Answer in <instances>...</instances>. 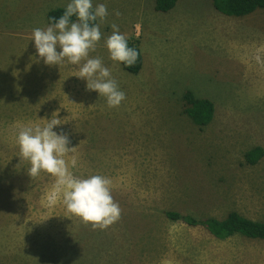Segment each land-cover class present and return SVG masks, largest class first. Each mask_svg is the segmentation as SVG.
<instances>
[{"label":"rangeland","instance_id":"obj_1","mask_svg":"<svg viewBox=\"0 0 264 264\" xmlns=\"http://www.w3.org/2000/svg\"><path fill=\"white\" fill-rule=\"evenodd\" d=\"M67 2L0 0V264H264V240H218L165 215L220 219L235 210L264 220V154L254 165L242 157L257 145L264 150V8L233 16L211 0H177L167 12L154 0H93L108 15L89 56L117 66L108 69L125 95L109 108L75 77L77 66L32 62V29ZM111 24L132 30L125 37L138 41L145 69L130 73L108 58ZM186 89L214 103L208 125L181 113ZM53 112L73 175L111 181L121 211L103 230L70 215L54 178H29V163L18 157L17 132L42 127Z\"/></svg>","mask_w":264,"mask_h":264},{"label":"clouds","instance_id":"obj_2","mask_svg":"<svg viewBox=\"0 0 264 264\" xmlns=\"http://www.w3.org/2000/svg\"><path fill=\"white\" fill-rule=\"evenodd\" d=\"M107 15L104 3L93 6V0H68L58 18L50 17L45 27L32 29L30 40L35 49L32 62L42 61L46 66L57 67L63 63L77 66L75 77L85 82L86 90L96 92L105 99L107 107L114 108L121 104L125 95L101 59L89 56L101 40L100 25ZM110 27L112 32L104 39L108 58L122 63L125 68L132 66L138 56L137 50L128 45L116 24ZM44 121L42 127L39 124L22 127L15 137L19 159L23 158L30 165L27 176L34 179L43 172L53 177L54 189L60 194L66 211L93 229H105L119 219L121 211L113 200L111 181L99 174L73 175L63 158L69 149L68 137L54 131V127L63 124L61 119L53 112ZM71 163L75 166L76 162Z\"/></svg>","mask_w":264,"mask_h":264},{"label":"trees","instance_id":"obj_3","mask_svg":"<svg viewBox=\"0 0 264 264\" xmlns=\"http://www.w3.org/2000/svg\"><path fill=\"white\" fill-rule=\"evenodd\" d=\"M177 0H154V8L160 12L171 10ZM216 10L226 15L243 16L264 8V0H211ZM65 7H55L46 13V21L50 17H59ZM74 19V17H73ZM128 45L134 47L138 56L135 64L123 69L136 74L142 67V55L138 47V41L127 38ZM181 111L189 116L192 122L202 128L208 125L214 115V103L208 98L197 97L192 90L186 89L181 95ZM264 154L261 146L257 145L246 150L242 157L244 162L249 165L256 164ZM167 218L183 222L188 226H202L205 230L218 240L228 237L241 236L250 240H264V220H253L241 215L235 210L229 211L223 218L205 217L196 218L188 214L177 211H166Z\"/></svg>","mask_w":264,"mask_h":264},{"label":"crops","instance_id":"obj_4","mask_svg":"<svg viewBox=\"0 0 264 264\" xmlns=\"http://www.w3.org/2000/svg\"><path fill=\"white\" fill-rule=\"evenodd\" d=\"M136 26V25H135ZM134 26V29H133V33H134V36L136 37V38H138L139 40H140V37H138L139 35L141 36V33L139 32V29L137 28V26L135 27ZM132 32V30L130 31V33ZM129 33V34H130ZM129 34H123L124 36H127V35H129ZM144 43H150L152 46H154L155 47V49L156 50H159V46H158V42H155V41H153V40H150V41H144ZM154 43V44H153ZM142 55V54H141ZM147 57V59H149L151 56H146ZM102 60V59H101ZM106 61L109 63L110 61L108 60V59H106ZM146 58H144L143 56H142V67L141 68H143V69H145V65H146ZM108 67L107 68H109V69H111L112 71H114V72H116L117 71V66L116 67H114V68H112L109 64L107 65ZM106 67V66H105ZM155 68L156 67H154L153 68V71L155 70ZM143 69H141V71L143 70ZM148 71H150V69L148 70ZM144 72L147 74V71H145L144 70ZM158 74H159V69H158ZM138 75V74H137ZM148 77V76H147ZM137 78H139V80H137V81H145V79L146 78H143V77H141L140 75H139V77H137ZM157 81H159V79H157ZM181 113H182V111H181Z\"/></svg>","mask_w":264,"mask_h":264}]
</instances>
